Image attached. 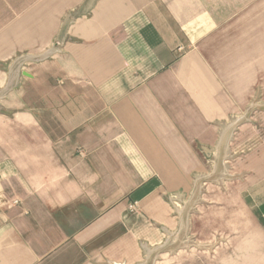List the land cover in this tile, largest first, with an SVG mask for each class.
Listing matches in <instances>:
<instances>
[{
	"label": "crops",
	"instance_id": "1",
	"mask_svg": "<svg viewBox=\"0 0 264 264\" xmlns=\"http://www.w3.org/2000/svg\"><path fill=\"white\" fill-rule=\"evenodd\" d=\"M260 79L264 0H0V264H145L220 167L264 237Z\"/></svg>",
	"mask_w": 264,
	"mask_h": 264
},
{
	"label": "rangeland",
	"instance_id": "2",
	"mask_svg": "<svg viewBox=\"0 0 264 264\" xmlns=\"http://www.w3.org/2000/svg\"><path fill=\"white\" fill-rule=\"evenodd\" d=\"M261 82L264 79L256 90L259 101L250 107L253 113L264 114ZM258 125L259 142L264 148V116L258 119ZM230 174L229 168L224 173L221 167L213 172L205 185L210 186L209 200L194 199L188 205V228L179 235L172 234L160 249H148L145 264H264V237L256 228V221L261 222L229 190L227 197L219 198V178L228 179ZM251 238L259 242V247H250Z\"/></svg>",
	"mask_w": 264,
	"mask_h": 264
},
{
	"label": "built area",
	"instance_id": "3",
	"mask_svg": "<svg viewBox=\"0 0 264 264\" xmlns=\"http://www.w3.org/2000/svg\"><path fill=\"white\" fill-rule=\"evenodd\" d=\"M136 208H137L136 203H134V204H132V205L130 206V209H131L132 211H136Z\"/></svg>",
	"mask_w": 264,
	"mask_h": 264
},
{
	"label": "bare ground",
	"instance_id": "4",
	"mask_svg": "<svg viewBox=\"0 0 264 264\" xmlns=\"http://www.w3.org/2000/svg\"><path fill=\"white\" fill-rule=\"evenodd\" d=\"M237 116H238V115H237ZM235 118H236V117H235ZM232 122H234V120H233ZM229 126H230V124H229ZM228 128H229V127H228ZM231 132H232V131H231ZM229 134H230V133H229ZM229 137H230V136H228V139H229ZM224 140H225V138H224ZM227 143H228V142H227ZM225 150H226V149H225ZM227 151H228V150H227Z\"/></svg>",
	"mask_w": 264,
	"mask_h": 264
},
{
	"label": "water",
	"instance_id": "5",
	"mask_svg": "<svg viewBox=\"0 0 264 264\" xmlns=\"http://www.w3.org/2000/svg\"><path fill=\"white\" fill-rule=\"evenodd\" d=\"M23 75H28L26 72H23Z\"/></svg>",
	"mask_w": 264,
	"mask_h": 264
}]
</instances>
